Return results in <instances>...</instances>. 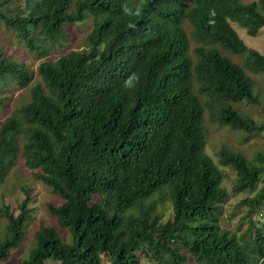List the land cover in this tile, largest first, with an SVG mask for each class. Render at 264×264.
<instances>
[{
	"label": "trees",
	"instance_id": "1",
	"mask_svg": "<svg viewBox=\"0 0 264 264\" xmlns=\"http://www.w3.org/2000/svg\"><path fill=\"white\" fill-rule=\"evenodd\" d=\"M208 14L181 15L198 46L170 18L169 0H0V30L41 56L61 49L89 16L87 46L42 61L41 79L0 126V188L25 158L35 179L63 202L49 204L20 264H264V151L248 158L222 147L206 152L208 104L220 125L248 137L264 132L237 104H260L248 69L264 72V54L232 22L257 36L264 0H197ZM183 39V40H182ZM0 42V107L33 71ZM244 57V63L232 56ZM202 95L209 99L204 102ZM24 188V187H23ZM248 192L237 224L231 194ZM15 214L0 209V261L19 246L32 219L30 191ZM246 226V227H244Z\"/></svg>",
	"mask_w": 264,
	"mask_h": 264
},
{
	"label": "rangeland",
	"instance_id": "2",
	"mask_svg": "<svg viewBox=\"0 0 264 264\" xmlns=\"http://www.w3.org/2000/svg\"><path fill=\"white\" fill-rule=\"evenodd\" d=\"M236 27L239 35L244 42L251 48L257 49L264 54V27L261 29L257 36H251L248 34L245 28H242L238 23H233ZM94 27V19L89 16L83 21L77 22L71 27V37L64 41V45L61 49L52 48L46 55L41 56L40 53L36 54L30 52L17 44V40L14 36L4 33L0 30V42L6 46V54L15 57L16 60L25 62L33 71V78L30 84L20 89L18 86L12 87V94L9 103L5 107H0V126L4 119L8 117L13 108L20 102H27L31 99V86L34 82L41 79L39 74V66L42 61L55 59L60 53L78 48H84L87 46V36ZM186 30L190 33L189 23H185ZM197 43L192 42V47ZM233 60L244 63V57L237 55L232 56ZM248 73L255 81L254 92L260 98V104H253L245 102L237 104L247 115H251L258 123H264V72L256 73L248 69ZM201 99L206 102L209 97L200 94ZM211 107L206 104L204 111V122L207 126V146L206 152L217 162L220 167L225 171L226 176L224 180V186L231 191L236 179V171L233 167L224 165L219 159V150L222 147L231 149L233 151H240L244 153L248 158H253L258 151H264V132L260 135L248 137L243 131L234 130L230 126L220 125L214 118ZM30 191L31 201L29 207L32 208V219L27 225V234L23 242L14 248L8 259L1 260L0 264H20L23 258L27 257L31 248L34 245V233L40 227L41 224H55L57 225L56 218L51 215L48 210L49 204L59 205L63 200L41 180L35 179L33 171L30 170L25 164V158L21 155L18 156L17 165L10 171L5 183L0 188V209L8 204L11 210L15 211V214L20 212L19 204L25 198L24 188ZM232 194V192H231ZM245 195H249L248 192L241 194H232L227 202L224 203V214L227 216L233 209L237 208V205L244 198ZM246 206H239L236 214L231 220L232 225H236L239 218L244 214ZM6 219L0 216V226L5 224ZM239 223V222H238ZM246 227V226H244ZM144 264H150L145 261Z\"/></svg>",
	"mask_w": 264,
	"mask_h": 264
},
{
	"label": "clouds",
	"instance_id": "3",
	"mask_svg": "<svg viewBox=\"0 0 264 264\" xmlns=\"http://www.w3.org/2000/svg\"><path fill=\"white\" fill-rule=\"evenodd\" d=\"M169 2L173 8H172L171 12H167L166 14H171L170 18H172V20L174 22H178L179 28L181 30H183L184 32H186L188 38L191 41V45H192L193 41L197 43V41L194 39V37L192 35L193 31H194V25L189 18L182 19L183 21H182V23H180L181 15H196V16H198L200 14H206L208 16V14L218 12V11L222 10L223 8H225V7H218V8L212 9V10H208V9H205L204 7H202L197 2V0H169ZM186 21L189 23V27L191 30L190 33L186 30V27H185ZM233 23H236V22H232V24ZM234 28L236 29L235 26H234ZM198 45H200V44L197 43L195 46H198ZM195 46H193V47L191 46V49H190V52H193V55H194V52L196 51L195 50L196 48H194Z\"/></svg>",
	"mask_w": 264,
	"mask_h": 264
}]
</instances>
